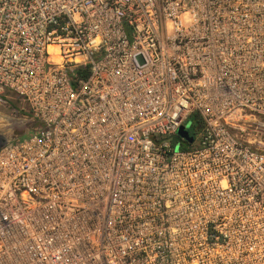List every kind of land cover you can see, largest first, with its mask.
Segmentation results:
<instances>
[{
	"label": "built area",
	"instance_id": "built-area-1",
	"mask_svg": "<svg viewBox=\"0 0 264 264\" xmlns=\"http://www.w3.org/2000/svg\"><path fill=\"white\" fill-rule=\"evenodd\" d=\"M11 104L0 264H264V0H0Z\"/></svg>",
	"mask_w": 264,
	"mask_h": 264
},
{
	"label": "water",
	"instance_id": "water-1",
	"mask_svg": "<svg viewBox=\"0 0 264 264\" xmlns=\"http://www.w3.org/2000/svg\"><path fill=\"white\" fill-rule=\"evenodd\" d=\"M178 136L183 139V141L187 144H191L193 142V137H191L188 132L181 127L178 131ZM6 143V138L4 136L0 135V148L3 147Z\"/></svg>",
	"mask_w": 264,
	"mask_h": 264
},
{
	"label": "rangeland",
	"instance_id": "rangeland-1",
	"mask_svg": "<svg viewBox=\"0 0 264 264\" xmlns=\"http://www.w3.org/2000/svg\"><path fill=\"white\" fill-rule=\"evenodd\" d=\"M14 107H17V105H16V104H11L10 107H8V109H6V108H0V110H1V114H2V117L0 116V135L4 136V138H6L4 134L7 133V128H6V126H8L9 123H8V120H7V119L3 118V116H4V115H7V114H8V110H10V109H12V108H14ZM17 108H18V107H17ZM5 122L8 123V124H7V125H4ZM2 123H3V124H2ZM3 127H5L6 130H4ZM195 144H197V143H195Z\"/></svg>",
	"mask_w": 264,
	"mask_h": 264
},
{
	"label": "trees",
	"instance_id": "trees-1",
	"mask_svg": "<svg viewBox=\"0 0 264 264\" xmlns=\"http://www.w3.org/2000/svg\"><path fill=\"white\" fill-rule=\"evenodd\" d=\"M76 74L80 76L79 72H76ZM85 75H86V73L85 74L83 73V75H81V77H85ZM187 146H188L187 143H184V142L182 143L183 148H186Z\"/></svg>",
	"mask_w": 264,
	"mask_h": 264
},
{
	"label": "bare ground",
	"instance_id": "bare-ground-1",
	"mask_svg": "<svg viewBox=\"0 0 264 264\" xmlns=\"http://www.w3.org/2000/svg\"><path fill=\"white\" fill-rule=\"evenodd\" d=\"M8 120V122L10 121V119H7ZM3 124V123H2ZM8 123H6L5 122V124L4 125H7ZM8 133H10V128H7V133L6 134H8Z\"/></svg>",
	"mask_w": 264,
	"mask_h": 264
}]
</instances>
